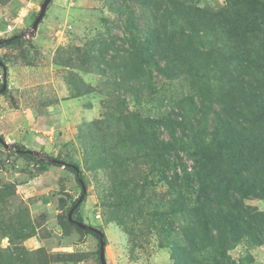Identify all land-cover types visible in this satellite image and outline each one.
I'll return each instance as SVG.
<instances>
[{"label": "rangeland", "instance_id": "1", "mask_svg": "<svg viewBox=\"0 0 264 264\" xmlns=\"http://www.w3.org/2000/svg\"><path fill=\"white\" fill-rule=\"evenodd\" d=\"M42 1L0 0V30L23 12L14 32L20 41L0 47V87L7 72L0 134L9 143H0V264H101L98 238L68 220L79 199L72 217L104 232L107 264H173L171 241L180 238L183 220L171 208L165 177L192 176L194 162L179 149L164 166L160 141L168 134L153 120L187 114L193 97L216 110L241 102L261 129L246 106L259 92L263 61V34L246 23L257 5L250 11L251 0H182L207 13L199 31L209 44L195 40L203 49L195 58L199 75L187 63L154 74L151 94L128 80L125 65L144 27L180 17L169 0H51L33 31ZM213 123L209 109L202 128ZM50 157L76 164L85 190L72 170L44 163ZM244 203L264 214V197ZM228 254L237 264H264V235L242 239Z\"/></svg>", "mask_w": 264, "mask_h": 264}, {"label": "trees", "instance_id": "2", "mask_svg": "<svg viewBox=\"0 0 264 264\" xmlns=\"http://www.w3.org/2000/svg\"><path fill=\"white\" fill-rule=\"evenodd\" d=\"M169 2V8L179 9L180 17L168 21L157 19L144 27V37L138 42L134 38L131 58L125 65L128 80L138 81L137 85L146 87L151 94L157 91L154 74L167 76L180 64L187 63L191 73L198 76L195 58L203 53V49L196 41L201 45L209 44L204 31L200 32L207 13L182 0ZM255 4L254 18L246 23L254 24V29L261 31L263 37L260 40L264 42V2L251 0L246 8L252 11ZM144 6L147 7V3ZM136 26L133 17L128 23L130 34ZM185 27L191 31L188 33ZM20 39L19 34H13L3 40L0 47ZM261 48L263 61L259 67L260 77H256L259 92L252 95V102L246 103L259 115L261 129L257 130L255 118L249 119L242 112L241 102L221 103L220 109L216 110L203 100L196 102L193 97H190L187 114H174V118L171 111L161 114L157 121L153 120L160 122L168 134V139L160 141L164 166L168 167V156L177 155L179 149L188 152L194 162L192 176L180 177L175 171L174 176L165 177L173 194L171 208L183 220L180 232L177 231L180 238L171 241L173 264H237L228 254L229 249L242 239L259 242L264 235V214L252 213L244 203L251 196L264 197V43ZM242 83V87L247 88V81ZM209 109L213 110L215 123L207 131L202 128L201 121L206 119ZM24 148L21 146L20 151H25ZM27 155L35 159L33 154ZM45 162L72 170L80 185L83 182L76 164L51 157ZM184 193L192 194V200ZM77 228L99 238L88 229Z\"/></svg>", "mask_w": 264, "mask_h": 264}, {"label": "water", "instance_id": "3", "mask_svg": "<svg viewBox=\"0 0 264 264\" xmlns=\"http://www.w3.org/2000/svg\"><path fill=\"white\" fill-rule=\"evenodd\" d=\"M51 2V0H43L40 6V11L38 13V15L36 16V18L34 19L33 23H32V30L36 31L38 28V25L40 23V21L42 20V18L45 15L46 9L48 4ZM3 41H0V44H2ZM6 69L4 68V72H3V81H2V85L0 87V93L3 92L6 87H7V82H6ZM0 143L8 148L9 147V143H7L5 141V139L3 137H0ZM28 153H31L30 150H27ZM81 188L84 191L85 190V184L83 182H81ZM80 202V199L74 204V206L69 210L68 212V220L70 222H72L73 224H75L77 227L81 228V229H88L92 232H94L95 234L98 235V241H99V261L101 264H107L106 262V256H105V239H104V232L97 227L91 226L89 224H86L82 221L76 220L72 217V213L74 208L76 207V205Z\"/></svg>", "mask_w": 264, "mask_h": 264}, {"label": "built area", "instance_id": "4", "mask_svg": "<svg viewBox=\"0 0 264 264\" xmlns=\"http://www.w3.org/2000/svg\"><path fill=\"white\" fill-rule=\"evenodd\" d=\"M23 12L20 11L10 23H7L3 29L0 30V41H3L12 36L17 26L23 21ZM1 77V74H0Z\"/></svg>", "mask_w": 264, "mask_h": 264}]
</instances>
